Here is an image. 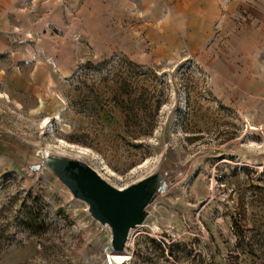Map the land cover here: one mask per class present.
Here are the masks:
<instances>
[{"label":"rangeland","instance_id":"rangeland-1","mask_svg":"<svg viewBox=\"0 0 264 264\" xmlns=\"http://www.w3.org/2000/svg\"><path fill=\"white\" fill-rule=\"evenodd\" d=\"M29 148L118 188L182 173L118 264H264V0L0 4V264H113Z\"/></svg>","mask_w":264,"mask_h":264},{"label":"water","instance_id":"water-1","mask_svg":"<svg viewBox=\"0 0 264 264\" xmlns=\"http://www.w3.org/2000/svg\"><path fill=\"white\" fill-rule=\"evenodd\" d=\"M17 159L31 176L48 169L73 199L87 204L89 217L110 232L108 247L114 252L126 248L131 230L146 222L158 199L176 188L182 178L181 172L161 163L146 177L118 188L74 157L29 148Z\"/></svg>","mask_w":264,"mask_h":264},{"label":"bare ground","instance_id":"bare-ground-1","mask_svg":"<svg viewBox=\"0 0 264 264\" xmlns=\"http://www.w3.org/2000/svg\"><path fill=\"white\" fill-rule=\"evenodd\" d=\"M101 176V174H100ZM107 180V179H106ZM126 251H118V252H111V255L109 256L110 262L113 264L122 263L124 260H126Z\"/></svg>","mask_w":264,"mask_h":264},{"label":"crops","instance_id":"crops-1","mask_svg":"<svg viewBox=\"0 0 264 264\" xmlns=\"http://www.w3.org/2000/svg\"><path fill=\"white\" fill-rule=\"evenodd\" d=\"M20 2V0H0V4L4 5L5 3H17Z\"/></svg>","mask_w":264,"mask_h":264}]
</instances>
